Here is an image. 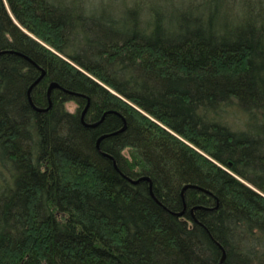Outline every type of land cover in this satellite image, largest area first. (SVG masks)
I'll return each instance as SVG.
<instances>
[{
	"label": "trees",
	"instance_id": "16d2710c",
	"mask_svg": "<svg viewBox=\"0 0 264 264\" xmlns=\"http://www.w3.org/2000/svg\"><path fill=\"white\" fill-rule=\"evenodd\" d=\"M0 264H264V0H0Z\"/></svg>",
	"mask_w": 264,
	"mask_h": 264
},
{
	"label": "water",
	"instance_id": "95a60500",
	"mask_svg": "<svg viewBox=\"0 0 264 264\" xmlns=\"http://www.w3.org/2000/svg\"><path fill=\"white\" fill-rule=\"evenodd\" d=\"M45 73H46V70L44 69V68H42V73L38 76V78L32 83V85L29 87V90H28V97H29V100H30V102L32 103V105L37 109V110H41V111H43V110H47V109H49L50 107H51V105H52V99H51V92H52V90L54 89V88H61V89H63V90H65V91H67V92H69V93H71V94H74V95H83V94H81V93H79V92H75V91H71V90H68V89H66V88H64L62 85H60L57 81H52L51 83H50V85H49V87H48V98H49V105L47 106V107H44V108H40V107H38V106H36L35 104H34V102H33V99H32V96H31V90H32V87H34L41 79H42V77L45 75ZM89 105H90V99L88 98V101H87V104H86V106L84 107V109H83V111H82V114H81V118H82V121L86 124V125H91V126H96L101 120H103V118H104V116L106 115V112L103 114V116H102V118L99 120V121H97V122H93V123H88V122H86V120H85V115H86V112H87V110H88V108H89ZM125 126H126V121H125V124H124V126L122 127V129H124L125 128ZM98 147H99V140H98ZM100 148V147H99ZM105 155H108V156H111L112 158H113V156L112 155H110V154H108V153H106V152H103ZM114 163H115V166L117 167V163H116V161L114 160ZM127 178L131 181V182H133V183H137V182H139L140 180H142V179H147V180H149L150 181V183L152 182L151 181V179L148 177V176H141V177H139V178H137V179H135V178H131V177H128L127 176ZM187 187H194V185L193 184H186L184 187H183V190H182V194L184 195V191H185V189L187 188ZM194 209H192V211H193ZM184 212H185V209H183L182 211H179V212H177L176 214L177 215H183L184 214ZM225 255H226V252H225V250H224V252H223V256H222V258H221V261L220 262H222L223 260H224V258H225Z\"/></svg>",
	"mask_w": 264,
	"mask_h": 264
},
{
	"label": "rangeland",
	"instance_id": "374dc122",
	"mask_svg": "<svg viewBox=\"0 0 264 264\" xmlns=\"http://www.w3.org/2000/svg\"><path fill=\"white\" fill-rule=\"evenodd\" d=\"M235 13H237V11H234ZM65 108L69 111L75 112L78 111L79 109H82L84 106H81L75 99H69L67 101L64 102ZM236 106V105H235ZM237 106L235 108H232L229 112V116L226 118L228 120V122H230V124L235 127V128H243L245 123L244 121V114L242 113V111L237 108ZM242 122V123H241ZM131 152V148H126L124 150V154L129 157Z\"/></svg>",
	"mask_w": 264,
	"mask_h": 264
}]
</instances>
